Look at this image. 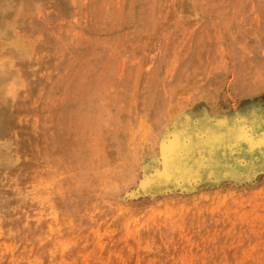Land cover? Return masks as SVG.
I'll return each mask as SVG.
<instances>
[{"label": "rangeland", "instance_id": "1", "mask_svg": "<svg viewBox=\"0 0 264 264\" xmlns=\"http://www.w3.org/2000/svg\"><path fill=\"white\" fill-rule=\"evenodd\" d=\"M251 109L264 0H0V264H264V166L141 187L180 120Z\"/></svg>", "mask_w": 264, "mask_h": 264}, {"label": "bare ground", "instance_id": "2", "mask_svg": "<svg viewBox=\"0 0 264 264\" xmlns=\"http://www.w3.org/2000/svg\"><path fill=\"white\" fill-rule=\"evenodd\" d=\"M170 135L160 145V169L144 176L141 187L145 193L149 187H188L211 176L243 180L264 166V116L255 109L225 117L189 114Z\"/></svg>", "mask_w": 264, "mask_h": 264}]
</instances>
